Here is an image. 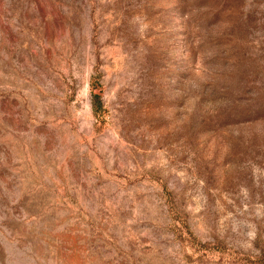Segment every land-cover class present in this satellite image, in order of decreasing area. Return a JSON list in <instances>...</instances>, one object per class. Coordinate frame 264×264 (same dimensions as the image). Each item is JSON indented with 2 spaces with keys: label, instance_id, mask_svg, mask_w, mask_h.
I'll use <instances>...</instances> for the list:
<instances>
[{
  "label": "rangeland",
  "instance_id": "obj_1",
  "mask_svg": "<svg viewBox=\"0 0 264 264\" xmlns=\"http://www.w3.org/2000/svg\"><path fill=\"white\" fill-rule=\"evenodd\" d=\"M0 264H264V0H0Z\"/></svg>",
  "mask_w": 264,
  "mask_h": 264
}]
</instances>
